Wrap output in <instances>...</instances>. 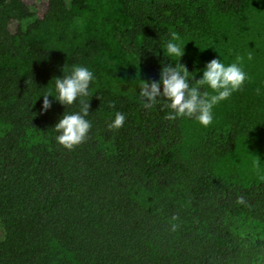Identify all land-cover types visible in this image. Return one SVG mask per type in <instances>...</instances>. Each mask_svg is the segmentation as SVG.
Instances as JSON below:
<instances>
[{"label":"trees","instance_id":"trees-1","mask_svg":"<svg viewBox=\"0 0 264 264\" xmlns=\"http://www.w3.org/2000/svg\"><path fill=\"white\" fill-rule=\"evenodd\" d=\"M118 1L122 10L112 0H56L38 16L24 0H0V264H264V237L240 223L264 230V181L243 186L212 168L264 127L263 97L247 86L232 94L226 127L188 159L177 151L182 119L137 99L139 80L174 65L160 48L171 30L189 35L195 17L239 13L251 0ZM72 64L95 76L92 128L66 150L53 126L78 104L49 97L41 113L35 96ZM116 111L125 122L112 130ZM32 134L41 140L27 141Z\"/></svg>","mask_w":264,"mask_h":264},{"label":"rangeland","instance_id":"rangeland-1","mask_svg":"<svg viewBox=\"0 0 264 264\" xmlns=\"http://www.w3.org/2000/svg\"><path fill=\"white\" fill-rule=\"evenodd\" d=\"M24 2L35 10L38 16L44 15L57 4L56 0ZM112 5L115 10L123 9L118 0H112ZM208 14L204 22H200L197 17L192 20L196 27L189 35L181 36L171 30V33H176L184 42L183 55L172 62L180 63L184 67L187 64L192 66L190 72L194 74L193 79H198L205 63L213 58L220 57L227 63L232 62L238 55L243 57V67L248 79L242 88L247 86L255 95L256 89H261L262 94L259 97H263V101L259 103L257 109L264 113V0H251L239 13H222L211 8ZM15 26L16 22L12 21L10 24L12 32ZM249 55L252 57L251 60L247 58ZM233 95L240 98L244 95V89ZM231 98L214 107L213 122L207 127H202L193 120H181L182 140L177 151L183 158L188 159L192 156L193 151L202 146L204 138L211 131H219L226 127ZM255 115L257 118L260 116ZM254 129V132L239 137L234 150L213 164L212 168L217 176L227 182L243 186L264 181V127ZM28 140L37 142L41 137L32 134L27 137ZM240 223L245 231L264 237V230L259 223L246 219H240ZM1 234L0 226V236Z\"/></svg>","mask_w":264,"mask_h":264},{"label":"clouds","instance_id":"clouds-1","mask_svg":"<svg viewBox=\"0 0 264 264\" xmlns=\"http://www.w3.org/2000/svg\"><path fill=\"white\" fill-rule=\"evenodd\" d=\"M183 45L184 42L173 32L160 48L169 61H175L183 55ZM247 58L252 59L251 55ZM243 59L238 55L226 63L220 57L213 58L205 63L198 79H193L194 74L182 64L169 62L160 69L158 79L139 80L137 99L144 109H152L163 102L168 109L167 120L189 119L207 127L213 122L214 107L239 91L248 79ZM63 73L62 77L53 78L51 86L37 93L35 99L43 97L41 113L50 109L52 100L49 97L65 108L78 104V110L64 112L53 126L56 143L72 150L87 139L92 128L88 119V98L93 93L90 85L95 76L89 67L80 64L64 67ZM256 93L262 94L261 89L257 88ZM113 106L109 104V107ZM124 122L125 114L116 111L107 127L118 130Z\"/></svg>","mask_w":264,"mask_h":264}]
</instances>
